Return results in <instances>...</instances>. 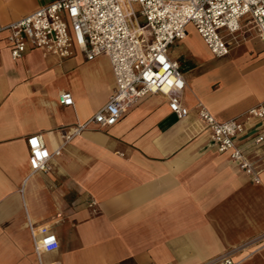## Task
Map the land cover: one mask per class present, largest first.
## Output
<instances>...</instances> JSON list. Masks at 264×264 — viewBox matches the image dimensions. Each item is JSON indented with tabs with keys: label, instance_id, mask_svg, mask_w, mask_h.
<instances>
[{
	"label": "crops",
	"instance_id": "0c3cea01",
	"mask_svg": "<svg viewBox=\"0 0 264 264\" xmlns=\"http://www.w3.org/2000/svg\"><path fill=\"white\" fill-rule=\"evenodd\" d=\"M54 1L0 0V25ZM220 33L222 58L192 25L168 49L185 80L186 117L147 94L100 127L88 121L115 87L106 55L88 60L73 42L66 57L29 47L14 60L0 32V264H203L226 254L264 264V143H255L264 118L246 119L264 105V42L248 17ZM63 92L72 105L59 102ZM198 103L243 124L234 141L259 183L218 151ZM32 135L49 151L46 171L30 168ZM42 225L59 246L38 254L31 226Z\"/></svg>",
	"mask_w": 264,
	"mask_h": 264
},
{
	"label": "built area",
	"instance_id": "2783aa9c",
	"mask_svg": "<svg viewBox=\"0 0 264 264\" xmlns=\"http://www.w3.org/2000/svg\"><path fill=\"white\" fill-rule=\"evenodd\" d=\"M133 5L139 6L138 13ZM242 17H248L264 42V0H57L20 20L0 25V32H9L7 40L14 60L21 58L29 47L55 51L66 57L70 55L73 42L88 60L106 55L115 87L88 123L109 127L147 94L165 96L170 111L179 119L186 117L189 109L182 103L185 80L178 62L168 57L169 47L183 39L186 27L192 25L211 54L222 58L229 53V48L220 31L235 29ZM59 102L72 105L73 98L70 93L63 92ZM197 106L198 115L218 151L228 153L242 171L259 183V171L234 141L243 124L234 119H216L203 104ZM252 118H264L263 104L246 111V119ZM27 143L30 168L46 171L50 154L40 137L32 135ZM255 143H264V131L256 136ZM94 204L90 202V206ZM31 230L38 236L34 238L38 254L58 248L56 235L46 226H31ZM203 264H235V261L226 254Z\"/></svg>",
	"mask_w": 264,
	"mask_h": 264
},
{
	"label": "rangeland",
	"instance_id": "374dc122",
	"mask_svg": "<svg viewBox=\"0 0 264 264\" xmlns=\"http://www.w3.org/2000/svg\"><path fill=\"white\" fill-rule=\"evenodd\" d=\"M133 8H134L135 12L138 13V11H139V6H138V5H133ZM138 21H139V23H141V24L143 23V19H142L140 16L138 17ZM188 36H189L190 39L192 40L193 45H194V46H197L198 42H197V40L195 39V37H194V35H193V33H192L191 31L188 33ZM180 51H181V47H180V46L176 47V48L174 49V55L179 54ZM207 62H208V63H212V64H217V63L220 62V60H217V59H209V58H208V59H207Z\"/></svg>",
	"mask_w": 264,
	"mask_h": 264
},
{
	"label": "bare ground",
	"instance_id": "6f19581e",
	"mask_svg": "<svg viewBox=\"0 0 264 264\" xmlns=\"http://www.w3.org/2000/svg\"><path fill=\"white\" fill-rule=\"evenodd\" d=\"M185 37H186V35L184 36V38H185ZM184 38H183V39H184ZM205 108H206V107H205ZM206 109H207V108H206Z\"/></svg>",
	"mask_w": 264,
	"mask_h": 264
}]
</instances>
